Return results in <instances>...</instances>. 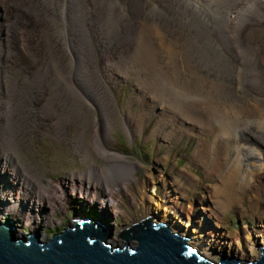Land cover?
I'll return each mask as SVG.
<instances>
[{
	"label": "bare ground",
	"instance_id": "6f19581e",
	"mask_svg": "<svg viewBox=\"0 0 264 264\" xmlns=\"http://www.w3.org/2000/svg\"><path fill=\"white\" fill-rule=\"evenodd\" d=\"M118 1L121 4H115L116 0H0L3 13L0 22L4 34L11 32V37L16 35V41L32 64L28 73L15 70L16 75L10 76L5 97L0 100V119L3 120L0 124V222L4 221L6 214L16 217L19 236L26 235L25 230L30 229L34 233L39 232L42 239L48 241L46 229L60 224L58 216L61 213H54L65 211L68 198H82L74 197L71 201L82 208L91 201L97 202L99 209L115 221L123 214L120 208L124 198L122 194H127L130 206L137 215L143 205L149 211L148 218L159 220L157 223L183 227L182 235L189 237L191 244L206 251L210 247L217 249V257L233 253L245 260L258 259L259 247H264V225H257L258 230L251 225L250 230L239 235L238 239H229L228 230L219 231L216 227L220 215H226L235 200L242 201L245 190L250 199L255 198L257 202L261 200L257 190L262 188L264 191V154L260 156L253 152L250 146L261 148L256 143L251 145L247 139L254 137L252 132L256 133L243 128L250 125L264 127V54L262 57L257 54L264 51V42L246 43L243 37V27L251 20L254 24L257 18L264 16V0ZM97 12L100 21L96 23L94 19L93 22L101 30L104 45L124 50L118 56L108 51L104 53L103 48L104 61L98 62L103 66L94 71L89 66L86 43H90L92 52L88 33L91 31V18ZM117 24H122L119 31L118 27L115 28ZM238 26L242 31L238 30ZM34 27L38 29L36 38L41 45L38 51H35L37 42L34 43L31 34ZM71 32H74L73 36ZM254 32L248 31L247 39L251 40ZM25 34L31 35V40ZM70 37L73 42L75 39L79 42L75 50L70 44ZM59 44L63 48L62 55H59ZM233 60L238 68L232 65ZM95 61L98 64L96 58ZM205 71L216 74L218 79L204 76ZM92 79L98 80L97 92ZM121 79L123 82L131 81L134 88H131L129 99L134 96L136 104H140V113L130 116L131 104H128L126 109H121L120 121L117 114L119 106L110 86H116ZM234 79L239 83L238 88L243 90L247 87L259 96L257 104L250 105L251 99L243 95L245 92L240 95L234 90L229 91V82ZM106 92L112 93L110 100ZM38 94L45 101L42 104L44 116L55 119L49 127L59 132L76 128L79 124V136H73L68 141L76 146L82 161L89 163L82 174H72L70 179L49 180L47 183L44 173L33 171L31 166L18 159L19 155L22 158V151L28 146V135L44 129L47 122L32 105L28 106L29 100L37 98ZM45 94L48 95L47 100H44ZM74 95L86 97L100 113L98 103L101 104L105 119L102 113L99 119L96 113L94 116V107L85 106L87 100L77 101ZM54 103L60 104L58 108L75 113L76 122L70 123L57 113L52 117L50 108ZM32 115L35 117L33 131L28 128L27 122H22L28 118L32 124ZM154 115L161 117L158 134L167 139V143L173 140L176 145L187 131L200 132L201 138L192 162L206 164L207 177L216 181L210 197L206 201L201 200V205L195 201L197 204L194 207L189 201L184 207L186 201L179 190L183 184L174 178L172 183L176 188L171 186L174 194L169 189L162 192L163 196L158 194L157 190L165 185L164 175L159 179L161 187L154 184L150 191L145 185H140L135 171L143 170L144 166L126 159L121 153H112L104 145V142L115 143L113 133L116 123H123V131L132 140L135 133L142 134L144 123H148ZM168 127L171 129L166 131ZM163 132L165 134H161ZM57 137L60 139L63 136L59 133ZM160 140L164 142V139ZM90 147L95 148L97 157L102 158V166L95 162ZM230 153L235 156L225 172L222 167ZM168 157L164 156L158 162L170 161ZM182 176L187 178L188 186L198 183L193 172L181 169L176 177ZM132 184H135L136 191L132 190ZM158 209L163 215L161 221ZM203 216L207 218V224L199 221ZM260 219L264 223V218ZM113 227L114 224L111 225ZM39 228H45L44 234ZM109 228L110 233L112 229Z\"/></svg>",
	"mask_w": 264,
	"mask_h": 264
},
{
	"label": "rangeland",
	"instance_id": "374dc122",
	"mask_svg": "<svg viewBox=\"0 0 264 264\" xmlns=\"http://www.w3.org/2000/svg\"><path fill=\"white\" fill-rule=\"evenodd\" d=\"M122 1H125V0H122ZM118 2L116 0L115 4H121V1H118ZM8 5H11V3L8 2ZM4 9H6V8L4 7ZM2 15H3V13H2V9L0 7V16H2ZM98 17H99V12H97L94 15V17L92 16V18H91L92 19V21H91L92 26L90 27L91 31H90V33H88V36L89 35L91 36L92 52H91L90 43L89 42L86 43V48L88 50L87 53H88V57H89V66L94 68V71H96L97 69H100L103 66V63H98V62L101 60L104 61L103 54L106 53V51H108L110 53H115L118 56H120L119 53L121 52V50H124L118 46L113 45L112 47H110L107 44L104 45L105 40L103 37H101V34H100L101 30L98 27V25L93 22L95 19L96 23H99L100 20L98 19ZM256 20H257V22H255L254 24L251 20L248 25L246 24L245 27H243V37H244V40L246 43H250V42H254V41L255 42H259V41L264 42V16L259 18V19L257 18ZM1 24L2 23L0 22V25ZM121 25L122 24H117V26H115V28L116 29L119 28L118 29V31H119ZM4 27H5V29H7V25ZM71 29H72V27H71ZM37 30L38 29H36L34 27L32 29V32H31L32 36L34 37V43L37 42L35 51L41 50V45L38 43L37 38H36ZM238 30L242 31L241 26L240 27L238 26ZM173 31L174 30H172V32ZM248 31H255L251 37V40L247 39V32ZM12 34L13 33L9 32L8 35H5L2 25L0 26V66H1L0 67V71H1V75H0L1 76L0 100L5 97L6 83L9 82V80L12 76L16 75V71H20L22 73H28V71H30L32 68V64L29 62V60L25 56V50L23 49L22 46H19L18 41H16L17 40L16 35H15V37H11ZM71 35L73 36L74 32H71ZM175 35L176 34H174L173 37H175ZM25 36H27L28 40H31V37H32L31 35L25 34ZM77 36L78 35L76 34V37ZM214 38H216L215 34H214ZM72 43H73V49L75 50V47L77 46V44L79 42H77L76 39L73 42V38H72ZM94 43H95V45H94ZM82 46H83V44H82ZM59 48H60L59 55H62L63 54V52H62L63 48L60 44H59ZM103 48L105 50L104 53H103ZM107 48L108 49L110 48V49L108 50ZM16 49H17V51H16ZM46 53H48V52H46ZM69 53H70V50H69ZM99 53H100V59H98ZM227 54L229 55V53H227ZM257 54L259 57H262L264 54V51L257 52ZM105 56H106V54H105ZM70 58H71V53H70ZM95 58L97 59L98 64H96ZM121 65L124 67V65L122 63H121ZM232 65L235 68H238V65H237L235 60L232 61ZM6 68L8 69V72H7ZM201 70L202 69L199 70L200 73H202ZM92 73H93V71H92ZM203 75L209 77L212 80L218 79V76L216 74H213V73L208 72V71H205L203 73ZM16 78H18V77H16ZM140 80H142V78H140ZM93 81L95 82L94 87H95V90L97 92L99 89L98 80L96 79ZM120 81L121 82H119L116 85L117 87L115 85L110 86V87H111V90H112L114 97L116 99L117 105L119 106V108H117V114H118L120 121H121V119H122L121 109H126V106L128 104L129 105L131 104L130 107L128 106L131 109L130 116H132L131 114H134L135 116H137L140 113V109H139L140 104L139 103L136 104L135 98H134V96H132L133 94L131 95L133 99H129V94H131V90L134 88V87H132L133 85L131 86V81L123 82V79H121ZM192 82H194V81L192 80ZM121 83H123V84H121ZM229 83L231 85V88H229V91L233 92V90H234V93H238L240 95H242L241 94L242 92H245V93H243V95H247L251 99V102H249L250 105H251V103L257 104V101L260 100L259 96L252 93V90L251 91L248 90L247 87H244L243 90L238 88L239 83L237 80L234 79L233 82L231 81ZM126 85H127V87H126ZM123 86L125 88H123ZM232 86H233V88H232ZM111 94L112 93H110V92H108V93L106 92V95L108 96L109 100H110L109 95H111ZM137 95H139V94L137 93ZM100 96H102V95H100ZM47 98H48V95L45 94L44 100H47ZM73 98L77 101H80V100L83 101L84 99H86L87 105H85V106L92 105L91 102L86 97L80 98L79 95H74ZM128 100H130V101H128ZM43 102H45V101H43L38 94L37 98H35V99L33 98V99L29 100L28 106L32 105L38 111L39 115L44 116L46 114H44L45 112L42 109ZM58 105H60V104L54 103L52 105V107L50 108L52 117H55V115L57 113V116H59L61 118H67L70 123L76 122L75 113L67 111V110L63 109L62 107L58 108ZM134 106H136V107H134ZM98 107L100 108L101 113L105 119L106 115L102 111L101 104L98 103ZM141 109H142V107H141ZM132 112H134V113H132ZM92 113L94 116L96 113L97 118H100L101 113L98 112L97 109H95V107L92 110ZM44 117L47 120V122L43 126V128L45 130L42 129L41 131H38V133L31 132L28 135V140H27L28 146L25 147L24 150L22 151V154H21L22 158L19 155L18 159L20 160L21 163H25L27 166H31L33 171L36 172V170H39V171H41V173H44V175L47 178L46 179L47 183L49 182V180L56 182L58 180L60 181V180L67 178V177L70 178V176L72 174H78V173L82 174L83 171H85L87 169L86 166H88L89 163L82 161L80 154L77 152V150L75 148L76 146L72 142H70V140L68 141V139L72 138L73 136H76V135L79 136V134H80L79 124H78V127H76V128L70 127L68 130L66 127H64V129L66 128L65 130H61L58 132L57 130H55V128H53L51 126L49 127V123L50 122L55 123V119L54 118L48 119L47 116H44ZM13 119H15V118H13ZM31 120H32V124L30 123L28 118L24 119L22 122L23 123L27 122L28 128L31 127V130L33 131V125L35 123V117L33 115L31 117ZM160 120H161V117L159 115H154V117H151V119H149L148 123H144L145 127H144L142 134L135 133V136L132 137V140H130L128 138L129 136H127L125 134V132L123 131V127H124L123 123H121L120 125H119V123L118 124L116 123V125L118 127L116 126L115 132L113 133L115 143L109 144V142H104V145L112 153L113 152L121 153L126 159H128L132 162H139L144 166L143 170L136 169V171H135V173H137L136 176L138 179V183H140V185H145V187H148V189L150 191H151V188L154 184H157L159 187H161L162 185H160L161 182L159 179H160V177H162L164 175L163 177H164L165 185H163L162 188L157 190L159 195L163 196L162 192H165V189L166 190L169 189L170 192L172 194H174L173 189H171V186L176 188V185L174 183H172V182H174V179H176V181L177 180L181 181V183L183 184V187H184V188L182 187L181 189H179V190H181V196L186 201L183 203V206L186 207L189 204V201L192 202V205L194 204V207L197 204V202H200L199 204L201 205V202H202L201 200L204 201V199H205V201H206L208 199V197H210V192H212L211 188H215L216 181L210 179V177H207V173L205 172L206 164L202 165V163L196 162V163H198V167H196L197 164L192 162V158L196 154L198 144H199L198 142L201 138L200 132L197 130L194 132L190 130V131H187L185 136H183L178 142H176V145L174 144L173 140H171L169 143H167L166 142L167 139L163 138L160 134H158L159 127H160V122H159ZM2 121L3 120L0 119V124L3 123ZM145 121H146V119L144 120V122ZM243 128H245V131L253 130L257 134L256 135L252 132L251 135L254 137L252 139H247L248 142L251 143V145H252V143H256V146L261 148V149L254 148V146L252 145V146H250V148L253 150V152H255L256 154H259L260 156L262 154H264V127L261 128L258 126L250 125V126H244ZM0 129H1V126H0ZM50 129H51V131H50ZM170 129H171V127H168L166 129V131H169ZM238 131L240 132L241 129L239 128ZM0 132H1V130H0ZM59 133H61L63 136L62 138H60L61 140L58 139V137H57ZM161 134H165V133L163 132ZM249 134L247 133V135H249ZM33 136L35 139L33 138ZM160 139H164V142L161 141ZM0 140H1V133H0ZM145 140H147V141H145ZM148 140L150 143L148 142ZM244 140H246V139H244ZM90 149H91L92 155L94 156L95 162L98 165L102 166L103 165L102 158L97 157V155L95 154L96 153L95 148L90 147ZM0 154H2L1 148H0ZM170 154H172L173 156ZM164 156H167V157L169 156L168 159L171 158L170 161L167 160L164 163H159L158 160L163 158ZM234 156H235L234 153H230L226 163H224V165L222 167L223 171H225V172L228 171L229 164L231 163ZM83 167H85V168H83ZM181 169L188 170L190 173L193 172L194 175L197 176L198 183H196V185L191 184L190 186H188V184H187L188 180L185 176H182V178H177L176 176H178L179 171ZM143 183H145V184H143ZM131 188L134 191L137 190L135 184H132ZM257 191H258L259 197L261 198V200H259L258 202L254 201L255 198L253 200H251L249 197V194L247 193L246 190L243 194L244 196H243V199L241 202H239V201L236 202V200L235 201L233 200L235 203H234V205H232V207L230 206V208H228V210L226 211L227 212L226 215H224V214L220 215L221 219L217 223V227H216L217 230H219V231L228 230L229 233L227 235H229V237H228L229 239L230 238H233V239L237 238L238 239L239 235L245 234L247 231L250 230L249 228L251 225H252L251 227L254 228L255 230L259 229V227L257 225L260 224L261 226H263L264 223H262V219H260V218H262V217L264 218V191L262 188H260ZM14 194H17V193L15 192ZM122 197H124V198L121 202L120 208H122L123 214H120L115 219V221L113 220V218H109V217L107 218L111 224L115 225V227H113L114 231L112 232L113 237L109 239V240H112L111 242H113V243H121L123 241V239L118 237V234L120 232L125 231L126 229L132 227L133 225H136V224L142 222L144 219L148 218V212H149L148 209H146L143 205H141L140 211L138 212V215H137L130 206L131 205L130 204V196L127 194H122ZM126 197H127V199H125ZM72 198L73 197L68 198L67 203L69 204V207H66V206H68V204L65 205V211H64L65 214H64L63 210L62 211L60 210L61 212H58L59 214L61 213L60 215L57 214V215H59L58 218L60 220V224H57L53 227H49L46 229V235L49 238V240H51L55 234L63 232V230L66 229L68 227V225L71 224V221L74 217H80L81 218L84 216L83 213L81 212V210L84 209V208H82V206H78L77 204L74 205L72 203H69V202H71ZM90 199H92V198H90ZM193 201H194V203H193ZM195 201H197V202L195 203ZM252 201H254L253 204H252ZM92 202L93 201L88 203L89 206H92V208L94 210L99 211L100 214L104 215L105 213L103 212V209H99L97 202H95V203L94 202L92 203ZM181 203L182 202H180V205H181ZM199 204H198V207H200ZM67 208H68V212H66ZM86 210H89V209H86ZM158 210H159L158 215L160 217L159 219L161 221L163 215H161L162 214L161 209H158ZM7 217H10L14 222H16V220H17L16 217L12 218L10 215L6 214L4 221L7 219ZM154 221H158V220L154 219ZM199 221L202 223L205 222L204 224L208 223V222L206 223L207 218L205 216H203L202 218L200 217ZM250 222H251V224H250ZM120 224H121V226H119ZM168 225L170 227H172V229H174L175 232L183 233V227L177 228L178 226L170 225V224H168ZM39 229H41L40 232L42 234H44L43 230H45V228H39ZM243 229H245V230H243ZM25 232H26V234L33 233L34 230L32 232V230L29 229V230H25ZM244 241H245V239H244ZM201 251H202V249H201ZM248 260L251 261V260H254V258H252V259L248 258Z\"/></svg>",
	"mask_w": 264,
	"mask_h": 264
},
{
	"label": "water",
	"instance_id": "95a60500",
	"mask_svg": "<svg viewBox=\"0 0 264 264\" xmlns=\"http://www.w3.org/2000/svg\"><path fill=\"white\" fill-rule=\"evenodd\" d=\"M83 208V217H74L48 241L39 232L19 236L11 218L0 222V264H264V247L252 261L233 253L217 257V249L201 251L189 237L151 217L120 232L123 241L113 243L107 219L111 216L89 205Z\"/></svg>",
	"mask_w": 264,
	"mask_h": 264
},
{
	"label": "flooded vegetation",
	"instance_id": "af4514ba",
	"mask_svg": "<svg viewBox=\"0 0 264 264\" xmlns=\"http://www.w3.org/2000/svg\"><path fill=\"white\" fill-rule=\"evenodd\" d=\"M119 226H121V224L119 225ZM114 231V228L112 229V231H110L111 232V235H112V237H113V234H112V232Z\"/></svg>",
	"mask_w": 264,
	"mask_h": 264
},
{
	"label": "trees",
	"instance_id": "16d2710c",
	"mask_svg": "<svg viewBox=\"0 0 264 264\" xmlns=\"http://www.w3.org/2000/svg\"><path fill=\"white\" fill-rule=\"evenodd\" d=\"M88 212H89V210H88Z\"/></svg>",
	"mask_w": 264,
	"mask_h": 264
}]
</instances>
